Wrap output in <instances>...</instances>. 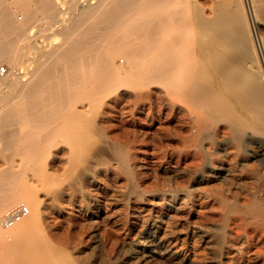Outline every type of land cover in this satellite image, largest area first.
<instances>
[{
  "label": "bare ground",
  "instance_id": "1",
  "mask_svg": "<svg viewBox=\"0 0 264 264\" xmlns=\"http://www.w3.org/2000/svg\"><path fill=\"white\" fill-rule=\"evenodd\" d=\"M263 1L250 0L255 10ZM62 3L0 0V62L9 68L0 75V264H70L38 227L44 204L29 181L47 190L43 167L53 149L67 146L70 160L81 159L89 133L100 134L97 113L123 89L145 97L160 85L205 127L222 121L236 141L248 129L264 132V72L243 0ZM38 26L52 28L57 41L35 45ZM119 55L125 65L115 62ZM23 202L30 214L6 227L5 212ZM246 206L264 215L255 201Z\"/></svg>",
  "mask_w": 264,
  "mask_h": 264
},
{
  "label": "rangeland",
  "instance_id": "2",
  "mask_svg": "<svg viewBox=\"0 0 264 264\" xmlns=\"http://www.w3.org/2000/svg\"><path fill=\"white\" fill-rule=\"evenodd\" d=\"M243 2L264 72V1L261 10ZM34 31L35 45L57 41L52 28ZM122 59L115 62L125 65ZM151 89L145 97L123 89L97 113L100 134L89 133L93 143L81 159L70 160L67 146L53 149L43 167L47 190L29 181L44 204L38 227L51 234L55 255L70 264H264V215L246 208L251 200L264 209V132L248 129L236 141L222 121L205 127L160 85Z\"/></svg>",
  "mask_w": 264,
  "mask_h": 264
},
{
  "label": "built area",
  "instance_id": "3",
  "mask_svg": "<svg viewBox=\"0 0 264 264\" xmlns=\"http://www.w3.org/2000/svg\"><path fill=\"white\" fill-rule=\"evenodd\" d=\"M6 72V66H0V75ZM29 214V207L24 203H20L10 209H8L3 217V223L6 227L12 226L17 221Z\"/></svg>",
  "mask_w": 264,
  "mask_h": 264
}]
</instances>
